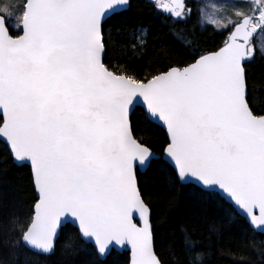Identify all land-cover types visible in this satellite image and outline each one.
I'll return each instance as SVG.
<instances>
[{
	"label": "snow or ice",
	"instance_id": "obj_1",
	"mask_svg": "<svg viewBox=\"0 0 264 264\" xmlns=\"http://www.w3.org/2000/svg\"><path fill=\"white\" fill-rule=\"evenodd\" d=\"M151 2L177 23L192 16L187 0ZM131 6V0L0 6V139L15 160L30 164L38 196L27 221H9L14 256L53 251L70 219L98 255L130 246V264H169L156 251L137 179L154 158L173 182L217 204L225 219L241 215L250 229L264 231V107L249 95L245 67L256 54L250 38L264 31V0L248 7L224 0L210 21L198 8V22L227 32L221 45L196 46L189 60L144 80L118 75L104 62L108 20ZM147 36L140 27L136 46L144 47ZM155 124L166 130L158 155L135 134ZM183 248L180 264H206L202 245L186 238Z\"/></svg>",
	"mask_w": 264,
	"mask_h": 264
},
{
	"label": "trees",
	"instance_id": "obj_2",
	"mask_svg": "<svg viewBox=\"0 0 264 264\" xmlns=\"http://www.w3.org/2000/svg\"><path fill=\"white\" fill-rule=\"evenodd\" d=\"M131 7L111 16L105 27V64L117 74L144 80L166 66L189 60L196 46L212 49L221 45L226 32L201 26L198 13L175 22L157 12L147 0H131ZM148 30L144 47L136 46L135 33ZM16 34L15 32H13ZM194 40L190 47L188 41ZM248 92L257 109L264 107V54L247 63ZM139 113V107L137 108ZM150 141L157 151L166 132L159 125L140 128L135 133ZM144 200L151 209L155 248L169 264L185 259L186 238L207 251L206 264H264V234L250 229L241 215L225 214L217 204L204 200L195 188L173 182L167 168L156 163L138 175ZM38 199L28 164H17L0 139V264H129L128 251L112 250L101 259L93 244L81 239L76 227L61 230L50 255L23 249L12 255L9 221L25 222Z\"/></svg>",
	"mask_w": 264,
	"mask_h": 264
},
{
	"label": "rangeland",
	"instance_id": "obj_3",
	"mask_svg": "<svg viewBox=\"0 0 264 264\" xmlns=\"http://www.w3.org/2000/svg\"><path fill=\"white\" fill-rule=\"evenodd\" d=\"M13 2L19 4L22 2V0H0V6H3V4L5 3H13ZM223 2L224 0H199V8L202 9L203 15L206 18V20L210 21L211 19L219 18L221 12L223 11ZM231 2L234 3L236 7H248L252 3L251 1L248 2L247 4H244V2L240 0H231ZM9 23H12V21H9ZM200 25L202 27L212 26L210 22L200 23ZM259 37H260L259 39V47H260L261 45H264V31L262 32V34H259Z\"/></svg>",
	"mask_w": 264,
	"mask_h": 264
},
{
	"label": "water",
	"instance_id": "obj_4",
	"mask_svg": "<svg viewBox=\"0 0 264 264\" xmlns=\"http://www.w3.org/2000/svg\"><path fill=\"white\" fill-rule=\"evenodd\" d=\"M118 75H119V74H118ZM157 125H159L160 127H162L160 124H157ZM162 128H163V127H162ZM163 129H164V128H163ZM164 130H165V129H164ZM165 132H166V130H165ZM1 140L4 142L3 139H1ZM4 143H5V142H4ZM157 155H158V153H157ZM13 159H14V158H13ZM154 160H155V158H154ZM14 161H15L17 164H19V165H22V164H28V165L30 166V164H29L27 161H23V162H22V161H17V160H15V159H14ZM148 168H149V167L142 168V169H140V172H144V171H146ZM137 179H138V177H137ZM138 184H139V183H138ZM37 197H38V196H37ZM137 222H139V218H138V217H137ZM67 224H71V225L75 226L73 223H71V220L68 219V220H65V221H64V225L62 226V228H63L64 226H66ZM75 227H76V226H75ZM61 230H62V229H61ZM255 230H256V231H259V232H261V233L264 234V231H261L260 229H255ZM60 233H61V231L59 232L57 239L59 238ZM57 239H56V242H57ZM87 242L93 244V246H94L93 241H87ZM54 250H55V248H54ZM54 250L51 251V252H48V253H42V252H38V251H36V250H32V251L37 252V253H40V254L50 255V254H52V253L54 252ZM112 250H116V251H119V252L128 251V252H129V256L131 257V249H130V246H115V247H112V248L110 249V251H109L106 255H103V256L99 255V257H100L101 259H105V258L111 253ZM129 264H130V263H129Z\"/></svg>",
	"mask_w": 264,
	"mask_h": 264
},
{
	"label": "flooded vegetation",
	"instance_id": "obj_5",
	"mask_svg": "<svg viewBox=\"0 0 264 264\" xmlns=\"http://www.w3.org/2000/svg\"><path fill=\"white\" fill-rule=\"evenodd\" d=\"M147 1L151 2V0H147ZM240 1L244 2V4H247L248 2H251L252 0H240ZM160 2H161V0H157V3H160ZM163 2H171V0H163ZM151 4H152V2H151ZM187 5L189 8L192 9V13H198L199 14V12L197 11V9L199 8V0H187ZM259 32H260V30H257V32L254 33L253 36L250 38L251 45H255L254 39L258 36ZM256 55H257V49H256L255 57H256ZM254 59H251L250 61H252Z\"/></svg>",
	"mask_w": 264,
	"mask_h": 264
}]
</instances>
